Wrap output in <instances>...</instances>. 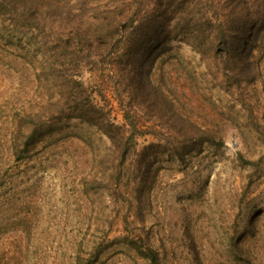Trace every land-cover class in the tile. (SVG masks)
I'll return each instance as SVG.
<instances>
[{"label":"rangeland","instance_id":"1","mask_svg":"<svg viewBox=\"0 0 264 264\" xmlns=\"http://www.w3.org/2000/svg\"><path fill=\"white\" fill-rule=\"evenodd\" d=\"M183 4L169 12L195 22L155 52V104L130 96L137 81L82 73L117 126L131 111L146 132L126 160L79 120L15 160L54 78L37 31L0 8V264H151L149 249L159 264H264V25L217 61L181 40L205 15L258 17L264 0Z\"/></svg>","mask_w":264,"mask_h":264},{"label":"trees","instance_id":"2","mask_svg":"<svg viewBox=\"0 0 264 264\" xmlns=\"http://www.w3.org/2000/svg\"><path fill=\"white\" fill-rule=\"evenodd\" d=\"M183 3L184 0H0V8L6 9L13 20L37 31L38 44L54 78L53 93L42 99L35 110L25 113L17 140L8 147L15 160H23L55 135L58 126L71 120L99 128L119 149V158L126 160L136 136L146 132L131 111L124 114L126 128L117 126L109 111L95 102L82 73L89 69L111 79L137 81V86L129 90L130 96L134 93L143 105L155 104L159 90L150 80L155 52L158 46L173 40L175 22H195L169 12L178 5L187 7ZM234 17L205 15L204 27L183 33L181 40L210 61H217L233 41L244 45L247 37L264 25V12L258 17ZM165 26L173 30H163ZM145 256L151 264H159L152 249Z\"/></svg>","mask_w":264,"mask_h":264}]
</instances>
